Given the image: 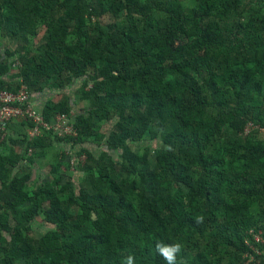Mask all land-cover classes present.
<instances>
[{
    "label": "trees",
    "instance_id": "1",
    "mask_svg": "<svg viewBox=\"0 0 264 264\" xmlns=\"http://www.w3.org/2000/svg\"><path fill=\"white\" fill-rule=\"evenodd\" d=\"M76 83L80 112L38 108L76 134L23 142L69 146L76 174L61 149L29 182L0 146V264H166L156 241L177 264H264V133L245 130L264 127V0H0V95Z\"/></svg>",
    "mask_w": 264,
    "mask_h": 264
},
{
    "label": "built area",
    "instance_id": "2",
    "mask_svg": "<svg viewBox=\"0 0 264 264\" xmlns=\"http://www.w3.org/2000/svg\"><path fill=\"white\" fill-rule=\"evenodd\" d=\"M31 94L26 85H22L18 91H3L0 95V134L3 138L8 137L11 123L16 119H23L31 121L33 127L30 129L29 135L34 138L40 135L42 129H49L57 136L64 137L65 135H75L76 132L69 123V118L64 113L56 115L53 122H48L44 119L41 112L33 106L31 102ZM252 127L259 128L264 133V127L255 126L252 123L246 126L245 130L248 132ZM33 148L28 149V154H32ZM75 158V156H74ZM85 156L81 155L80 160H84ZM75 164V159L71 162ZM260 234H255L256 239ZM261 236V235H260Z\"/></svg>",
    "mask_w": 264,
    "mask_h": 264
},
{
    "label": "rangeland",
    "instance_id": "3",
    "mask_svg": "<svg viewBox=\"0 0 264 264\" xmlns=\"http://www.w3.org/2000/svg\"><path fill=\"white\" fill-rule=\"evenodd\" d=\"M105 21V20H104ZM10 42V40L6 41V44H8ZM11 43V44H10ZM9 43V50L11 49L12 51H15L18 48V43L15 42H10ZM6 51H3L4 57ZM78 86L79 83H76L75 85L72 86H68L67 88H65L62 92L60 93H51L48 89H45L42 93H40L41 95H39L40 101H36L34 98H32L33 102L35 103H39L42 105L38 108H42L45 102H59L64 100L65 103H70V105H72L73 107L70 110V114L74 115L77 112L81 111V107H83L84 105V101L80 98L79 95V91H78ZM33 106L35 107L36 105L33 104ZM108 129V124L107 123H103V130H107ZM57 142V141H55ZM24 145V144H23ZM154 146H156V142L153 143ZM62 146V145H61ZM84 146L91 148L92 150H95V145L92 144H85ZM43 149V151H41ZM60 149V150H57ZM64 150L66 157L64 158V160H66L68 163H70V167L68 169V171L72 174H76L77 171L74 170V165L71 164V162L74 161V154L73 151L69 149V146L65 145L64 147H60V145L58 143H55L54 145L51 143L49 145H47L45 148L42 147H38L36 148V154L34 153L33 156H29V157H37V154L40 153V156L42 157L43 162L39 164V171L40 172V177L39 174L37 173H32L31 175V179L28 180L29 182L35 181V180H42L44 179H49L51 178V175L48 173L50 167L52 166L53 161L55 160L54 158H56V154L57 151H61ZM134 149L137 150L138 146H134ZM110 154H113V152H110ZM28 158H20L19 161L17 162V166L21 167L23 161H28L31 164V161ZM116 160H118V158L115 157L114 161L116 162ZM34 162V159L33 161ZM32 165V164H31ZM46 167V168H45ZM30 166L24 162V166H23V170L22 172H29ZM42 170L46 173L44 174L42 172ZM21 171H16L15 173H22ZM32 172V171H31ZM46 175V176H45ZM69 176L71 177V174H65L66 178H69ZM65 179V178H64ZM47 229L45 223L42 221L41 217H38L37 220H35L34 223V234L35 235H40L42 234L45 230ZM258 237L260 238L261 236L258 235Z\"/></svg>",
    "mask_w": 264,
    "mask_h": 264
},
{
    "label": "crops",
    "instance_id": "4",
    "mask_svg": "<svg viewBox=\"0 0 264 264\" xmlns=\"http://www.w3.org/2000/svg\"><path fill=\"white\" fill-rule=\"evenodd\" d=\"M39 95H41V94L31 95V102H32V104L36 105L35 107L37 109H38V107H40L42 105L43 102L41 104L35 103V102H33L32 98H34L36 101H40ZM24 121L25 120H23V119L14 120L10 125L8 137H6V139L2 138V140H4V141L0 140V146H2L1 149L6 151L7 155H13L15 159L28 158V155L26 154V152L24 150L23 142H24V138H26L27 133L30 132V129H28V126L26 125V123ZM54 144L55 143H53V145ZM59 145H60V147H62L61 144H59ZM57 150H60V149H57ZM33 159H34V162H31L32 165L28 161H23L21 167L12 165V167L14 166L13 167L14 173L16 171L22 172L24 162H26L30 166L29 170H31L32 173L39 174L38 177H40L41 171H39V169H40L39 164L43 162L42 157L40 156V153H38L37 157H34ZM42 172L44 174L47 173V172L45 173L43 170H42ZM19 174H21V173H19Z\"/></svg>",
    "mask_w": 264,
    "mask_h": 264
},
{
    "label": "clouds",
    "instance_id": "5",
    "mask_svg": "<svg viewBox=\"0 0 264 264\" xmlns=\"http://www.w3.org/2000/svg\"><path fill=\"white\" fill-rule=\"evenodd\" d=\"M203 220V216H198L196 218V223H202ZM155 251L163 258L166 264H177V257L178 254L181 253L182 247L179 243L169 244L162 241H156ZM122 264H135V257L131 254L127 255L124 257ZM181 264H185V262L182 260Z\"/></svg>",
    "mask_w": 264,
    "mask_h": 264
}]
</instances>
